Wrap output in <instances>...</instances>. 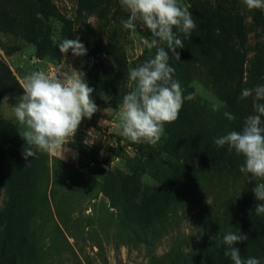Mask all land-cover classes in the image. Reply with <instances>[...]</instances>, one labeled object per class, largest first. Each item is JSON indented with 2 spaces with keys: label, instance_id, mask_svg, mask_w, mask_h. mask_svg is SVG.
<instances>
[{
  "label": "rangeland",
  "instance_id": "rangeland-1",
  "mask_svg": "<svg viewBox=\"0 0 264 264\" xmlns=\"http://www.w3.org/2000/svg\"><path fill=\"white\" fill-rule=\"evenodd\" d=\"M102 1L0 0V90L6 92L0 94V264H170L167 254L174 247L178 253L183 247L187 251L180 255L182 264H203L197 248L190 249L193 243L212 239L215 222L228 224L226 234L239 222L235 209L229 217L219 214L227 197L261 203L252 191L256 181L240 172L244 158L234 150H227L223 175L206 159L199 168L195 156L214 145V106L235 116L226 123L228 132L239 131L244 119L254 114L253 99L239 97L245 88L264 85V10L249 11L242 0H178L188 6L197 27L183 40L185 47L177 49L180 60L169 51L176 63L170 66L182 89L194 90V99L185 100L178 119L166 124L160 141L150 145L122 136L119 141L123 97H114L104 81L94 79L89 65L95 57L108 61L109 54L99 47L113 41L128 70L140 66L155 55V49L145 47L151 33L139 23L135 30L125 29L121 21L128 13L120 0H111L114 17L100 12ZM64 38H79L87 54L74 57L69 50L62 56L58 44ZM222 60L223 69L218 64ZM111 63L118 64L113 59ZM69 65L85 73L98 111L82 121L65 149L37 151L24 159L22 151L28 145L14 116L24 78L40 70L62 75L72 71ZM222 71L236 79L239 93L227 88L231 79ZM128 84L129 80L127 93ZM179 156H187L183 168ZM163 162L177 168L171 187H162ZM108 173L127 179L120 186ZM126 193L134 204L165 193L160 202L167 211L176 210V215H164L175 217L165 226L160 223L143 233L150 239L152 232V244L133 240L122 222L123 213L110 194L116 203L125 204ZM256 241L264 257V238Z\"/></svg>",
  "mask_w": 264,
  "mask_h": 264
},
{
  "label": "clouds",
  "instance_id": "clouds-1",
  "mask_svg": "<svg viewBox=\"0 0 264 264\" xmlns=\"http://www.w3.org/2000/svg\"><path fill=\"white\" fill-rule=\"evenodd\" d=\"M249 11L264 10V0H242ZM121 7L128 13L122 20L125 29L135 30L137 23L148 29L151 39L145 40V47L155 49L140 66L128 70V87L119 110L120 135L132 142H147L156 145L166 124L175 122L185 100L191 101L194 95H184L180 83L173 78L175 69L169 65V51L180 60L178 48H184V39H190L197 24L188 6L178 0H120ZM42 19V13H37ZM165 47L168 51L165 50ZM58 48L62 56L71 50L74 57L87 54L85 45L77 39H62ZM62 75L52 76L45 71H34L24 78L23 94L14 106L16 122L24 128L19 134L28 147H24V159L34 157L36 152L53 153L65 149L64 145L75 136L84 119H91L98 111L93 100V88L85 80V73L73 69ZM253 99L254 114L248 115L239 131H229L216 138L217 147L227 145L244 158L240 172L247 179L255 180L253 192L256 200L255 214H264V85L245 88L239 97ZM226 107V105H224ZM219 108L213 107V111ZM229 121L235 116L224 111ZM35 149L36 151H34ZM250 174V175H249ZM248 237L238 232H229L223 237L227 246L225 256L233 264H260L256 258L241 257L235 245Z\"/></svg>",
  "mask_w": 264,
  "mask_h": 264
},
{
  "label": "trees",
  "instance_id": "trees-1",
  "mask_svg": "<svg viewBox=\"0 0 264 264\" xmlns=\"http://www.w3.org/2000/svg\"><path fill=\"white\" fill-rule=\"evenodd\" d=\"M116 2V0H115ZM112 3L111 0H104L102 1V4H100L101 9L100 12L107 13L108 15L114 17V13L110 14L111 11H113L114 7H111ZM54 10V9H53ZM55 11V10H54ZM53 11V12H54ZM56 15V13H53ZM48 17V15H45ZM106 16V15H105ZM106 17V19H107ZM112 17L110 18V21L112 20ZM115 37V36H114ZM116 42L110 41V43L104 48L103 46H100L99 49L103 54H109V60L108 61H102L101 59H98V57H95V60L90 63L89 70L91 72L92 77L94 79H97L102 82L104 81L106 87L108 90H113L114 97H124V95L127 94V82H128V66L124 60L120 58V51L119 47L115 44ZM111 59L115 60L118 64L115 66L111 63ZM120 64H122L125 68H123ZM175 60L170 56L169 57V65H174ZM219 66L221 69L225 68V61H220ZM222 75H224L229 80L227 88H234L235 92H240L239 85L237 83H234L233 80L236 81V79H233L228 73H225L222 71ZM4 76V75H3ZM1 78V76H0ZM4 80V77H2V81ZM1 83V82H0ZM235 84L234 86L232 84ZM5 94V91L0 90V94ZM102 92V91H101ZM189 93L194 94L193 89H187L184 91V95L187 96ZM103 94V93H102ZM105 95V94H104ZM98 97V96H97ZM96 100L99 101V98ZM190 103V102H187ZM227 104V103H226ZM223 110L218 111H212L211 112V130L212 133L215 136V139L226 134L228 132L226 123L227 118L223 115ZM121 140V135H119V141ZM207 146V145H206ZM228 146H223L220 150L217 149V146L211 145L210 147H204L203 151L195 156L197 164H199V168H202L204 164L206 163L204 159L209 161L214 165L216 170L218 172L224 174V172L227 170V162H226V153L228 150ZM165 149V148H164ZM150 150V151H149ZM167 151V149H165ZM149 152H155L151 151L150 148L147 149ZM168 152V151H167ZM169 153V152H168ZM176 154H179L176 153ZM174 154L173 156H175ZM171 156V155H170ZM172 157V156H171ZM178 159H182L183 163L181 167L183 168L186 164L187 156H184L183 158L181 156L178 157ZM140 162V159H139ZM166 162H163V170L160 174L161 180H162V187L163 186H170L169 184L175 183V176L172 175L173 171V164L168 165ZM201 170V169H200ZM136 172H133L134 174L131 176H135ZM107 177L110 179V181L116 182L118 185L121 186L123 182L125 181L124 175H121L120 173H108ZM132 177V178H133ZM131 182H134L132 179ZM107 183V181H106ZM108 184H111L108 182ZM181 185V184H180ZM177 191H180V187L175 186ZM170 196V195H168ZM111 200L116 204V206L121 210V213L123 215L121 216V220L123 223L128 225V228L130 229V232L133 234L132 238L133 240H136L138 242H143L148 244H152L156 239L153 237V234L151 232V238H146L143 236V233L145 231L149 232L154 226L161 223V225L165 226V223H167L168 220L173 219L175 217H167L164 219V215L166 213H169V216L176 215L177 212L175 209L171 211H167L165 209V204L163 202H160L159 199L165 198L164 194H156L153 197L149 199L142 200L141 203L134 204L132 202L131 197L129 196V193L124 194L125 198V204H121L119 202L116 203L115 197L110 194ZM235 201L231 197H227L226 201L224 202V205L221 211H219V214L221 217H229L230 210L235 209V215L234 217H238L239 222L230 230V232H238L240 231L241 234L246 235L248 239L243 242H239L235 245V247L239 248L241 257L244 259H247L250 257V254L248 252L253 251V253H256L253 258H256L260 261V264H263L264 257L261 256V252L257 250V239L264 238V214L256 215L255 214V205L250 204L253 202L252 199L243 200L239 198L238 196L234 197ZM120 218V217H119ZM225 221L224 223H218L215 222L212 227H214L215 233L214 237L212 239H203L199 242H194L193 246L190 247V249L197 248L198 255L203 262V264H216L215 256L213 252L217 253L219 263L220 264H231L233 261L230 257L225 256V251L227 250V246L223 243V237L226 235L225 230ZM228 226V224H226ZM163 228V227H162ZM220 243V245L218 244ZM191 245V244H190ZM180 247V245H178ZM167 255V260L170 262V264H182L180 260V255L182 253H186V249L183 247V250L181 253H178L176 251V248L174 247L169 251Z\"/></svg>",
  "mask_w": 264,
  "mask_h": 264
}]
</instances>
